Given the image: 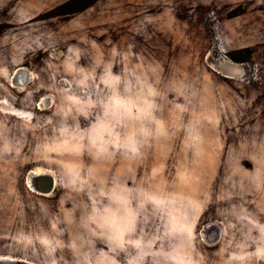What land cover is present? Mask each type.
I'll use <instances>...</instances> for the list:
<instances>
[{"label": "rangeland", "instance_id": "1", "mask_svg": "<svg viewBox=\"0 0 264 264\" xmlns=\"http://www.w3.org/2000/svg\"><path fill=\"white\" fill-rule=\"evenodd\" d=\"M69 1L0 0V258L264 264V0Z\"/></svg>", "mask_w": 264, "mask_h": 264}, {"label": "bare ground", "instance_id": "2", "mask_svg": "<svg viewBox=\"0 0 264 264\" xmlns=\"http://www.w3.org/2000/svg\"><path fill=\"white\" fill-rule=\"evenodd\" d=\"M27 68V67H26ZM22 68H20V69H18L17 70V73H22ZM27 72V71H26ZM20 80V79H19ZM38 169V168H37ZM40 170V169H39ZM45 171V170H44ZM39 175H41L42 177H44V181L45 182H47L46 183V185H47V187L48 188H50V189H52L53 188V181L51 180V178L49 177V174H47V173H45V172H40V171H37V172H31V176H39ZM32 178V177H31ZM30 178V179H31ZM55 185V184H54ZM31 186V185H30ZM35 191L36 192V190H37V193L39 192V193H41V194H46L45 192H44V190L42 191H40L39 189H37L36 187H32V191ZM213 230V229H212ZM213 233H214V231H213ZM208 234V233H207ZM207 236V235H206ZM204 238H206V237H204ZM2 259H5V260H20V259H14V258H7V257H1L0 258V260H2ZM22 261H25V262H28V261H26V260H22Z\"/></svg>", "mask_w": 264, "mask_h": 264}, {"label": "water", "instance_id": "3", "mask_svg": "<svg viewBox=\"0 0 264 264\" xmlns=\"http://www.w3.org/2000/svg\"><path fill=\"white\" fill-rule=\"evenodd\" d=\"M50 191H51L50 188H47L46 190H44L45 193H49ZM0 264H32V263L25 262L22 260H5V259H2V260H0Z\"/></svg>", "mask_w": 264, "mask_h": 264}, {"label": "trees", "instance_id": "4", "mask_svg": "<svg viewBox=\"0 0 264 264\" xmlns=\"http://www.w3.org/2000/svg\"><path fill=\"white\" fill-rule=\"evenodd\" d=\"M79 0H70L67 4H66V6L68 5V6H70V5H72L73 3H75V2H78Z\"/></svg>", "mask_w": 264, "mask_h": 264}]
</instances>
